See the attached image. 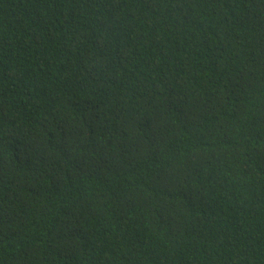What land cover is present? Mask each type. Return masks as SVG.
Masks as SVG:
<instances>
[{
	"label": "trees",
	"instance_id": "1",
	"mask_svg": "<svg viewBox=\"0 0 264 264\" xmlns=\"http://www.w3.org/2000/svg\"><path fill=\"white\" fill-rule=\"evenodd\" d=\"M0 264H264V0H0Z\"/></svg>",
	"mask_w": 264,
	"mask_h": 264
}]
</instances>
